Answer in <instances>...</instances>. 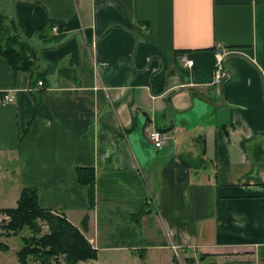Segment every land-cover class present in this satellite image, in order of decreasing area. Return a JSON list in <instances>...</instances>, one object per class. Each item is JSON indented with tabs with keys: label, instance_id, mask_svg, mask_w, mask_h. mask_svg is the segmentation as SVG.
<instances>
[{
	"label": "crops",
	"instance_id": "obj_1",
	"mask_svg": "<svg viewBox=\"0 0 264 264\" xmlns=\"http://www.w3.org/2000/svg\"><path fill=\"white\" fill-rule=\"evenodd\" d=\"M9 13L41 48L40 78L0 56V210L33 187L79 229L87 215L91 264H264V0H12ZM45 20L61 40L38 37ZM216 45L231 51L221 84ZM77 167L94 171L92 208Z\"/></svg>",
	"mask_w": 264,
	"mask_h": 264
},
{
	"label": "trees",
	"instance_id": "obj_2",
	"mask_svg": "<svg viewBox=\"0 0 264 264\" xmlns=\"http://www.w3.org/2000/svg\"><path fill=\"white\" fill-rule=\"evenodd\" d=\"M53 21L45 20L36 34L44 42L59 41L63 35H49ZM61 25L58 26L60 28ZM22 33L19 21L0 14V56H3L14 71L29 72L34 80L40 78L37 71L38 52ZM80 184L87 187L89 208L94 204L95 174L92 168H76ZM145 208L131 216L138 221ZM7 219L0 221V229L5 235L16 234L24 228L31 235L22 237V245L15 252L20 264H77L96 259L97 252L85 238L82 230L87 225V215L83 217L81 229L69 222L62 213L42 208L37 202V191L33 187L21 189L15 207L0 210ZM43 223L47 230L43 232ZM7 244L0 240V250L6 251ZM177 264V263H176Z\"/></svg>",
	"mask_w": 264,
	"mask_h": 264
},
{
	"label": "rangeland",
	"instance_id": "obj_3",
	"mask_svg": "<svg viewBox=\"0 0 264 264\" xmlns=\"http://www.w3.org/2000/svg\"><path fill=\"white\" fill-rule=\"evenodd\" d=\"M12 9V0H0V14H5L6 16H10ZM42 230L45 232L47 230L46 226L41 223ZM31 235L29 229L24 228L22 231L17 232L16 234H9L8 236L3 233V230L0 229V240L7 244L8 249L6 251L0 250V264H20L16 258L15 252L22 245V237H28ZM178 258H182L181 254L177 253ZM91 260L85 262H79L77 264H91ZM186 264V263H184Z\"/></svg>",
	"mask_w": 264,
	"mask_h": 264
},
{
	"label": "built area",
	"instance_id": "obj_4",
	"mask_svg": "<svg viewBox=\"0 0 264 264\" xmlns=\"http://www.w3.org/2000/svg\"><path fill=\"white\" fill-rule=\"evenodd\" d=\"M56 29L55 27H53ZM231 53V51L223 47L221 45H216L214 49V56H215V62H214V69H213V83L220 84L222 80H224L227 77L225 62L227 56ZM184 63L187 65L192 64V60L187 59L186 56H183ZM38 84L41 85V81H38ZM2 100L9 102L12 100V97L8 94H4L2 96ZM147 137L152 143V145L159 149L163 146L165 142V137L163 133L158 129H152L147 132ZM198 264V263H195Z\"/></svg>",
	"mask_w": 264,
	"mask_h": 264
},
{
	"label": "water",
	"instance_id": "obj_5",
	"mask_svg": "<svg viewBox=\"0 0 264 264\" xmlns=\"http://www.w3.org/2000/svg\"><path fill=\"white\" fill-rule=\"evenodd\" d=\"M222 82H223V80H222ZM222 82H221V83H222ZM221 83H220V84H221Z\"/></svg>",
	"mask_w": 264,
	"mask_h": 264
}]
</instances>
